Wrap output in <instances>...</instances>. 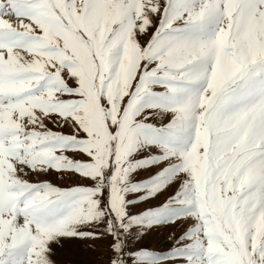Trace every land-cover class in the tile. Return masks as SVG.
<instances>
[{"label":"snow or ice","instance_id":"obj_1","mask_svg":"<svg viewBox=\"0 0 264 264\" xmlns=\"http://www.w3.org/2000/svg\"><path fill=\"white\" fill-rule=\"evenodd\" d=\"M0 264H264V0H0Z\"/></svg>","mask_w":264,"mask_h":264}]
</instances>
